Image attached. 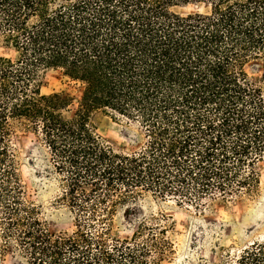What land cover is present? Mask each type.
<instances>
[{"label":"trees","instance_id":"16d2710c","mask_svg":"<svg viewBox=\"0 0 264 264\" xmlns=\"http://www.w3.org/2000/svg\"><path fill=\"white\" fill-rule=\"evenodd\" d=\"M0 48V264H161L175 218L119 235L121 210L130 220L149 193L199 210L261 197L264 0H0ZM50 71L83 85L72 118L70 96L43 91ZM98 111L131 147L97 133ZM19 135L34 138L31 186ZM49 206L72 232L50 229ZM227 264H264V239Z\"/></svg>","mask_w":264,"mask_h":264},{"label":"rangeland","instance_id":"374dc122","mask_svg":"<svg viewBox=\"0 0 264 264\" xmlns=\"http://www.w3.org/2000/svg\"><path fill=\"white\" fill-rule=\"evenodd\" d=\"M193 8V6L183 7L180 10L189 11ZM249 71L253 79H258L261 75L260 63H252ZM43 91L47 94L64 91L70 96L72 100L64 110V114L72 118L77 110L83 85L58 71H50ZM91 124L112 147L121 150L132 146L131 138L125 135L123 125L113 121L104 111L92 114ZM33 140L31 135H19L14 139V148L21 162L23 179L29 186L35 180L34 169L30 162L33 156H37L36 151L33 150ZM259 169L263 192L255 203L239 202L229 207L215 205L199 210L192 206L178 207L174 201L165 203L149 193L136 206L137 213L131 215L130 220L126 218L124 209L119 212L115 218V231L119 235L131 233L132 231L127 228L131 225L130 221L141 220L144 214L150 221L163 213L172 215L177 224L178 250L173 259L161 264H227L244 246L254 240L264 239V161L259 164ZM52 196L54 194L49 193L44 198L50 200ZM47 217L52 231L72 232L73 222L64 208L55 209L49 206ZM1 264H12L11 256L6 257Z\"/></svg>","mask_w":264,"mask_h":264}]
</instances>
